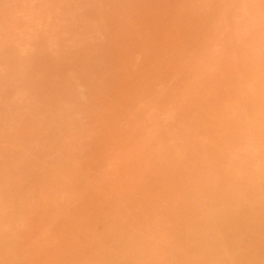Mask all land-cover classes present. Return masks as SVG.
I'll return each mask as SVG.
<instances>
[{
    "label": "rangeland",
    "instance_id": "1",
    "mask_svg": "<svg viewBox=\"0 0 264 264\" xmlns=\"http://www.w3.org/2000/svg\"><path fill=\"white\" fill-rule=\"evenodd\" d=\"M33 190L43 224L25 223ZM2 248L30 264H264V0H0Z\"/></svg>",
    "mask_w": 264,
    "mask_h": 264
},
{
    "label": "bare ground",
    "instance_id": "2",
    "mask_svg": "<svg viewBox=\"0 0 264 264\" xmlns=\"http://www.w3.org/2000/svg\"><path fill=\"white\" fill-rule=\"evenodd\" d=\"M120 142V141H119ZM116 143V142H115ZM222 145V144H221ZM115 146H118V144L117 145H115ZM120 146H121V142H120ZM122 147V146H121ZM219 148V147H218ZM119 149H120V147H119ZM121 150V149H120ZM219 150H222V149H219ZM187 173V172H186ZM186 173H184V171L182 170V171H179V172H177L175 175H176V177H174L176 180L175 181H177V183L176 184H178V182L180 183V184H178V186H180V187H182V185H183V183L184 182H186V183H188L187 185H191V186H193L192 188H190V190H191V192L193 191L194 193H195V197H197V196H199L200 194L198 193V191H199V188H197V187H203L202 186V184L201 183H197L196 181H197V179L196 178H191V179H195V180H193V181H189L188 179H187V175H185ZM189 177H191V176H189ZM199 180V179H198ZM184 181V182H183ZM186 183H184V185H186ZM16 185V184H15ZM205 186H208V185H205ZM185 187V186H184ZM18 188H19V185H18ZM187 188H189L188 186H187ZM204 188V187H203ZM34 189H36V187L34 188ZM182 189V188H181ZM64 190V189H63ZM207 190V193H208V191L210 192V187L209 188H207L206 189ZM35 191H37V190H35ZM34 190H33V193H31L30 194V196L28 197L29 199L30 198H32V199H35L34 201H33V203H31V205H33L34 207H35V211H29V212H27V213H24V215L28 218V220L25 222L26 224H29V223H32V219H30L29 218V215H34L35 217H36V219L33 221L34 223H39V224H43L42 222L44 221V219H43V212H42V210H43V204H42V202L43 201H45L41 196H39V194L38 193H36ZM65 192H66V190H64ZM189 191V190H188ZM204 191V190H203ZM61 192V191H60ZM191 192H189V195H190V197H191ZM192 192V193H193ZM59 192H57V194H58ZM64 192H61V193H59V195H57L58 197L60 196V197H62V194H63ZM186 193V192H185ZM188 193V192H187ZM186 193V195H188ZM197 193L199 194V195H197ZM200 193H201V191H200ZM204 193V192H203ZM205 193H206V191H205ZM209 194V193H208ZM208 194H207V196H208ZM201 195H203L202 193H201ZM63 196H64V194H63ZM76 197H77V195H75ZM82 196V195H81ZM81 196H79L78 195V198H76V200H78L77 202H79L81 199H79ZM194 196V195H193ZM205 196V195H204ZM206 196V197H207ZM60 197H59V199H60ZM189 197V196H188ZM195 197L193 198L192 197V201H194L195 202ZM206 197H204V198H206ZM82 198V197H81ZM83 198H84V196H83ZM86 198V197H85ZM84 198V199H85ZM110 199V198H109ZM201 199V201H202V203H204L205 201H203L202 200V197L200 196V198H199V200ZM73 200H75V199H73ZM89 200H91V199H89ZM87 201V202H90V201ZM199 200L197 201V202H199ZM92 201H93V199H92ZM109 201V200H108ZM107 201V202H108ZM111 202H112V200H110ZM73 202V204H77V202H75L74 203V201H72ZM87 202H85V200H81L80 202H79V204H77V205H75V207H77V209L76 210H78L77 211V215H80V214H88L87 216H86V218L82 221V222H84L85 220H87L88 219V217H89V215H91V211L90 210H92V207H93V205L92 204H90V203H87ZM96 202V201H95ZM94 202V203H95ZM98 202H100V201H98ZM106 202V203H107ZM111 202H110V204H111ZM44 204L46 203V202H43ZM97 203V202H96ZM101 203V202H100ZM199 203H201V202H199ZM199 203H198V205H199ZM206 203V202H205ZM204 203V204H205ZM118 205H120V204H118ZM122 205V204H121ZM203 205V204H202ZM30 206V205H29ZM92 206V207H91ZM95 206V205H94ZM111 206H113V205H111ZM95 207H97V206H95ZM27 207H25V204H23L22 206H21V209H23V210H25ZM132 208V207H131ZM128 211H129V209H127ZM120 213V212H119ZM116 215V214H115ZM114 215V216H115ZM230 215V214H229ZM114 216H110V218H112L113 217V220H111L110 218V220L113 222V221H115V218H119V216H117V217H114ZM125 216H123V219H125L124 218ZM228 217V216H227ZM118 218H117V220H118ZM121 218V217H120ZM119 218V219H120ZM206 218H208L209 219V224H211L210 225V227H209V229L211 228V227H218L219 225H217L218 223H219V221H220V216H219V213H217V212H214L213 214H211V215H209L208 217H204V216H200V218H199V220H200V225H201V227H199L198 229H197V231H202V229H203V225H208V223L206 224V222H207V219ZM206 219V220H205ZM78 221H79V219H77ZM76 220V222H77V224H78V221ZM115 221V222H118V221ZM121 220H122V218H121ZM121 220H120V222H121ZM88 221V220H87ZM86 221V222H87ZM120 222H119V224H120ZM79 223H81V221H79ZM82 225L84 224V223H81ZM80 224V225H81ZM86 224V223H85ZM118 224V223H117ZM213 225V226H212ZM78 226H79V224H78ZM246 227V226H245ZM21 228H18L17 230H20ZM246 229H248V227L246 228ZM245 229V230H246ZM204 230V229H203ZM250 230V229H249ZM24 232H26V231H24V230H20L19 231V233H24ZM204 232V231H203ZM36 232H34V234H35ZM205 233V232H204ZM18 238L20 239V240H22V244L24 243V242H27V243H30L31 245H35L36 243H35V240H33L32 239V236L31 235H29L28 236V233H26L25 234V237L22 235V234H19V236H18ZM163 239H165V238H163ZM156 244H158V243H151V242H148L147 244H145V245H143V246H139V247H137V251L139 252V253H142V252H146V251H148L149 249H153V248H156L157 247V245ZM19 245H21V243L20 242H17V246H19ZM156 245V246H155ZM249 246V245H248ZM6 249V248H5ZM5 249H3L2 248V251H1V255H0V258L2 259V260H6V261H8L10 264H15L16 263V261H17V264H30V262L32 261L33 262V259H28L27 258V256L25 255V251H21V253L18 251V250H14L13 252H12V254H9V253H7L6 251H5ZM25 250H27L28 248L27 247H25L24 248ZM117 249H115V251L114 252H116L115 254H114V252H113V254L115 255L114 256V258L115 259H118V260H120L121 259V255H122V250H120V249H118L117 251H116ZM247 250H249L248 248H247ZM250 252V251H249ZM37 253V251H31V252H29V254L28 255H35ZM64 257H66V256H64ZM132 264H134V262H132Z\"/></svg>",
    "mask_w": 264,
    "mask_h": 264
}]
</instances>
